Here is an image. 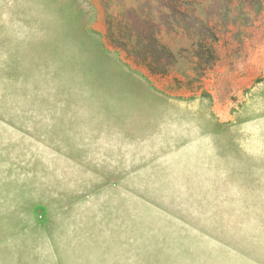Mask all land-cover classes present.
I'll return each mask as SVG.
<instances>
[{
  "label": "rangeland",
  "instance_id": "374dc122",
  "mask_svg": "<svg viewBox=\"0 0 264 264\" xmlns=\"http://www.w3.org/2000/svg\"><path fill=\"white\" fill-rule=\"evenodd\" d=\"M0 24L82 133L0 121V264H264V0H0ZM138 25L164 70L114 38Z\"/></svg>",
  "mask_w": 264,
  "mask_h": 264
},
{
  "label": "crops",
  "instance_id": "0c3cea01",
  "mask_svg": "<svg viewBox=\"0 0 264 264\" xmlns=\"http://www.w3.org/2000/svg\"><path fill=\"white\" fill-rule=\"evenodd\" d=\"M46 57L44 47L37 44L34 37L3 32L0 24V121L18 128L22 137L30 141H45L48 144L52 141L63 147L65 142L71 139L72 143L68 142L67 147L74 146L75 149L73 139L77 140L80 138L77 134L82 136V133L81 129L79 133L75 129V116L65 113L67 99L53 100L54 104L59 105V108L53 111L52 104L44 100L46 95L43 97L45 89L51 85L49 65L44 63ZM58 74L60 78V72ZM6 99L11 101L12 105L5 104ZM45 106L52 108L47 116L49 118L38 121L39 124H33L35 110ZM10 109L14 110L11 112L14 118H7ZM13 119L20 123L23 120L30 123L21 127ZM70 135L72 136L69 137ZM1 168L0 165V171ZM2 181L0 180V188L8 183Z\"/></svg>",
  "mask_w": 264,
  "mask_h": 264
},
{
  "label": "trees",
  "instance_id": "16d2710c",
  "mask_svg": "<svg viewBox=\"0 0 264 264\" xmlns=\"http://www.w3.org/2000/svg\"><path fill=\"white\" fill-rule=\"evenodd\" d=\"M143 32L144 28H142L140 25L134 26L132 29L129 27H125V31H123L121 34L116 33L118 37L114 38L118 39V44H121L122 47H126V49H128V47H133L134 49L130 51V55H132L134 61L150 69L153 73H156L155 70H160V68H162L160 67L162 66L161 57L156 56L152 58L151 52L136 49L137 42L143 35ZM151 37L153 38V40H155V42H158V37L156 36V34H153ZM132 53H134V55ZM162 70H164V68H162Z\"/></svg>",
  "mask_w": 264,
  "mask_h": 264
}]
</instances>
